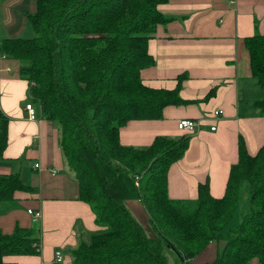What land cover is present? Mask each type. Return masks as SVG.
<instances>
[{
	"label": "trees",
	"instance_id": "1",
	"mask_svg": "<svg viewBox=\"0 0 264 264\" xmlns=\"http://www.w3.org/2000/svg\"><path fill=\"white\" fill-rule=\"evenodd\" d=\"M169 1L38 0L29 17L35 36L1 42L30 83L31 102L58 128L79 200L101 227L72 250V264H171L170 253L177 264H190L212 242L223 246L209 264H264V145L252 156L240 137L225 195L214 198L205 183L191 203L171 199L168 191L169 168L185 155L190 134L157 137L147 148L121 144L129 121L161 119L168 105L187 103L178 88H152L142 79L155 64L149 41L169 20L159 6ZM245 45L252 77L264 90V36L248 37ZM254 106L264 115V98ZM8 129L0 112V160ZM246 187L249 199L233 226ZM32 190L19 173L0 174V203ZM131 199L146 208L153 236L128 209ZM36 235L35 228L0 230V264L5 256L40 254Z\"/></svg>",
	"mask_w": 264,
	"mask_h": 264
},
{
	"label": "crops",
	"instance_id": "2",
	"mask_svg": "<svg viewBox=\"0 0 264 264\" xmlns=\"http://www.w3.org/2000/svg\"><path fill=\"white\" fill-rule=\"evenodd\" d=\"M37 3L0 0V112L9 118L0 174L19 173L33 189L17 191L14 200L0 203V230L11 234L17 227L35 228L41 244L40 254L9 255L3 260L6 264H72V250L101 227L91 206L79 200V184L68 169L58 128L40 110L35 120L29 119L25 106L30 83L21 77L19 61L1 51L4 39L31 38L29 17ZM159 10L169 20L149 41L155 64L143 70L142 79L152 88H178L187 103L168 105L161 119L129 121L120 130L121 144L147 148L157 137L180 139L185 134L177 127L180 120L199 122L190 133L185 155L169 168V197L196 201L199 186L207 183L210 194L222 198L231 167L239 160L240 137L252 156L264 145V115L254 106L264 98V90L252 77L245 45L248 37L264 36V0H170ZM218 110L223 114L216 117ZM36 163L40 168H34ZM126 205L153 236L143 204L131 199ZM29 209L42 212L39 223H33ZM222 246L210 243L190 264L213 262ZM57 250L63 254L61 263L55 260Z\"/></svg>",
	"mask_w": 264,
	"mask_h": 264
},
{
	"label": "built area",
	"instance_id": "3",
	"mask_svg": "<svg viewBox=\"0 0 264 264\" xmlns=\"http://www.w3.org/2000/svg\"><path fill=\"white\" fill-rule=\"evenodd\" d=\"M25 110L28 113L29 119L30 120H35L37 118V111L35 109L34 104L29 101L26 106H25ZM223 114L222 110H218L214 113V116L218 117L220 115ZM199 122L192 120V119H182L178 122L177 127L179 129V131L184 132L185 134H190V133H194L197 128L199 127ZM212 130H215V127H212ZM35 169L40 168V164L36 163L34 165ZM52 174H56L57 170L55 168H53L51 170ZM29 215L32 218L33 223H37L41 220L42 218V212L40 210H33V209H29L28 210ZM38 250L41 251V244L38 245ZM63 254L60 250H57L55 252V260L57 263H61L63 262Z\"/></svg>",
	"mask_w": 264,
	"mask_h": 264
},
{
	"label": "rangeland",
	"instance_id": "4",
	"mask_svg": "<svg viewBox=\"0 0 264 264\" xmlns=\"http://www.w3.org/2000/svg\"><path fill=\"white\" fill-rule=\"evenodd\" d=\"M30 37H34L35 36V33H34V31H31V33H30ZM29 101H31V98L29 97ZM28 101V102H29ZM34 106H35V109H36V111L37 110H40V108H39V106L37 105V104H34ZM37 116H38V111H37ZM23 160V159H22ZM249 199V189H248V187H246L245 189H244V191H243V194H242V199H241V201H240V203H239V208H238V211H237V215H236V217L234 218V220H233V222H232V225L233 226H236V225H238V223L240 222V220H241V216H242V211L244 210V208H245V205H246V202H247V200ZM191 203H194L195 202V200H193V201H191V200H189ZM2 205V204H1ZM38 226V225H37ZM169 257H170V263L171 264H177L176 263V257L174 256V254H172V253H170L169 254Z\"/></svg>",
	"mask_w": 264,
	"mask_h": 264
},
{
	"label": "bare ground",
	"instance_id": "5",
	"mask_svg": "<svg viewBox=\"0 0 264 264\" xmlns=\"http://www.w3.org/2000/svg\"><path fill=\"white\" fill-rule=\"evenodd\" d=\"M37 223H39V222H37Z\"/></svg>",
	"mask_w": 264,
	"mask_h": 264
}]
</instances>
